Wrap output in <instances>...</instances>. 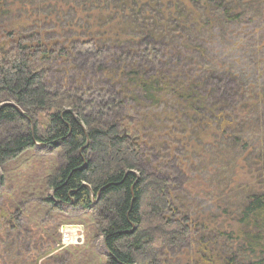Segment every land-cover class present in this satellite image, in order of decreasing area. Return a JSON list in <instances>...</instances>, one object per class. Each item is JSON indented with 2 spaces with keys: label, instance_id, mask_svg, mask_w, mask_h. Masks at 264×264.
Returning <instances> with one entry per match:
<instances>
[{
  "label": "trees",
  "instance_id": "16d2710c",
  "mask_svg": "<svg viewBox=\"0 0 264 264\" xmlns=\"http://www.w3.org/2000/svg\"><path fill=\"white\" fill-rule=\"evenodd\" d=\"M2 1L5 0H0V6ZM23 1L37 5L36 1ZM96 1L101 0L63 1V7L88 15L91 24V35L82 40L78 35L72 40L102 47L109 36L110 43L121 44L127 28L132 27L140 31L143 41H150L148 31L131 21L121 22L115 30L110 26L101 31L98 25L108 17L93 13L104 10L98 3L95 7ZM24 2L17 3V7ZM43 2L40 0V5ZM166 4L162 0H120L117 8L124 10V16L132 12L134 16L142 10L147 14L152 9L160 11ZM168 6L169 22L177 21V27L192 26L197 32L211 31L224 44H230L231 36L241 34L228 30L231 25H243L247 17L264 12V0H177ZM12 11L0 8V19H4L0 43L6 40L2 44H10V48L5 46L0 63V102L8 97L15 99L35 120L27 121V133L20 130L15 132L16 136L0 139V167L35 144L60 149L63 161L47 177L48 192L52 194L45 201L52 204L51 211L60 209L58 201L81 206L92 214L98 209L97 230L108 251V264H264L263 154L254 158L255 152H248L249 165L253 162L249 169L253 182L229 184L227 191H221L218 212L214 215L213 211H204L198 214L202 219L181 206L179 193L171 190L173 179L162 170L152 172L148 167L155 166L144 158L150 151L159 152V148L177 151L178 146L187 144L203 150L207 141L214 146V140L227 133L229 136L224 139L238 144L247 137L245 132L241 137L234 135L241 133L243 122L253 118V122L263 123L264 92L255 100L257 107L249 108V115H239V122H234V110L224 101L240 103L239 97L245 94L247 85L241 72L224 56L211 58L204 49L203 57L174 60L181 58L182 44L173 47V42H168V49L173 51L171 57L157 59L153 68L149 64L139 66L134 60L111 69H104L99 63L98 69L105 72L108 87L104 89L107 101L97 110L92 101L77 94L82 92L50 89L45 67L38 69L31 59L47 60L56 53L63 54V49L56 52L41 42H32L33 29H29L36 23L34 19L22 20L29 25L15 30L11 26L20 20H13ZM149 17L154 19L153 14ZM157 41L155 45L160 44ZM150 46L159 53V49L148 45L137 50L142 53L139 55L128 50L129 59L151 58ZM129 100L143 110L135 117V109L129 108L128 118L132 120H119L121 106L125 109ZM167 102H172L170 108ZM63 103L69 108H63ZM103 108L112 110L109 119ZM23 116L13 105L0 104V125L16 123ZM227 148L229 153L231 142Z\"/></svg>",
  "mask_w": 264,
  "mask_h": 264
},
{
  "label": "rangeland",
  "instance_id": "374dc122",
  "mask_svg": "<svg viewBox=\"0 0 264 264\" xmlns=\"http://www.w3.org/2000/svg\"><path fill=\"white\" fill-rule=\"evenodd\" d=\"M32 1L33 4L36 1L37 5L31 6L23 0H15L14 4H9L5 0L2 1L0 8L2 11L13 9L11 12L13 20H20L11 26L15 30L29 25L22 21L24 19L27 22L32 19L36 21L29 29H33L31 39L34 44L41 42L44 46L52 47L56 52L63 49V54L58 56L56 53L47 60L31 59L35 60L34 63L38 69L45 67V71L49 74L47 77L49 85L52 86L50 89L54 92L59 90L61 93L68 90L72 93L76 90L82 92L77 94L82 95L87 101H92L97 110L100 105H104L105 100L107 101L104 89L108 87L104 82L107 78L105 72L98 69L99 63L104 66V69H111L121 66L125 61L134 60L139 66L149 64L153 68L157 59L171 57L173 51L168 49V42H173L170 44L173 47L182 44L180 45L181 58H172L174 60L187 61L203 57L204 54L201 52L204 49L211 58L224 56L236 71L241 72L245 77L247 91L245 90V94L239 97L240 103L224 101L225 105L234 110L231 113L234 122H239V115H249L251 113L249 108L257 107L255 100L264 92V12L247 17L243 25L241 23L231 25L228 30L241 34L231 36L230 44H224L219 38L215 39L211 31L197 32L192 26L177 27V21L169 22L168 4L177 0H162V3L167 4L160 11L152 9V12L148 11L147 14L142 10L137 11L138 14L134 16L133 12L130 16L127 14L124 16V10L117 8L120 0L96 1L95 7L98 3V7L104 10L101 12L94 10L93 13H100L98 17L104 13L108 17L98 25L101 31H105L110 26L115 30L121 22L131 21L136 26L141 25L142 29L145 32L147 30V34L152 37L147 38L150 39L149 42L143 41L140 38V31L131 27L124 33L126 36L121 40V44L117 41L114 44L110 43L111 38L108 36L106 37L108 43L98 47L94 43L81 44L77 40H72L79 37L78 35H81V40L91 35L88 15L72 10L68 8L69 6L63 7L64 0H44L45 2L41 5L40 0ZM19 2L24 3L17 7ZM193 7L195 9L196 6L193 5ZM127 11H131V8ZM151 14L154 15V19L149 17ZM3 22L4 19L1 18L0 35L3 34V27H1ZM97 30L100 31L98 28ZM128 34L130 37H127ZM158 39L160 44L155 45ZM2 42L5 43L6 40ZM2 42L0 43V63L6 52L5 46L10 48L9 43L4 46ZM148 45L159 49V53L154 52L150 46L148 53L152 54L151 58L145 59L143 56L129 59L128 50L137 52L136 54L139 55L142 53L137 50ZM100 49L101 52L98 53ZM82 86L86 87L85 90ZM0 104H14L19 107L15 99L10 97L1 101ZM151 105L149 104V107ZM167 105L170 108L172 102H167ZM56 106L55 103L53 108L56 109ZM63 108L69 107L63 103ZM126 108L121 106L119 120L124 118L132 120V117L128 118L129 108L135 109L136 116L130 111L135 117L143 110L131 100L126 103ZM20 109L24 119H19L13 124L0 125V139L16 136V131L21 130L22 133L29 131L28 122L30 119L33 123L34 116L23 107ZM102 110L109 119L112 110L107 108ZM243 132L247 137L238 144L233 140L224 139L228 138L227 133L217 137L214 140V146L211 144L212 141H207L202 147L203 150L201 147L192 149L187 144V147L178 146L177 151L159 148V152L150 151L144 158L149 159L150 164L155 166L154 169L149 165L148 168L152 172L162 170L173 179L171 190L179 193L181 206L192 210V213H196V217L202 219V215L198 214L204 211L209 213L213 211L214 215L218 212L221 191H227V187L232 182L241 181L248 184L253 182L249 176V169L252 168L253 162L250 166L248 152H255L254 158L260 153L264 155V121L261 125L253 122V118L248 123L243 122L241 133L237 131L234 135L241 137ZM176 136L181 137V135ZM220 142H226V144L228 142L227 146L231 142L229 153L226 144L219 145ZM244 144L247 147H244ZM52 149L49 145L35 144L18 158L0 167V176L3 178L0 184V264H108V251L103 237L97 230V224L100 222L98 209L92 214L91 210L88 211L81 206L60 204V209L51 211L52 204L45 201L51 193V191L48 192L47 177L51 170L63 161L60 149ZM189 149L192 154L191 151L188 153ZM215 152L222 155L218 156ZM223 196L226 199L228 194ZM224 198L222 197L221 202L225 201ZM176 215L180 216L178 213ZM69 229H75L76 232H71L69 239L66 240L65 232ZM53 249H56V252L62 251L57 254Z\"/></svg>",
  "mask_w": 264,
  "mask_h": 264
},
{
  "label": "bare ground",
  "instance_id": "6f19581e",
  "mask_svg": "<svg viewBox=\"0 0 264 264\" xmlns=\"http://www.w3.org/2000/svg\"><path fill=\"white\" fill-rule=\"evenodd\" d=\"M75 230V229H74ZM74 230H71V229H69L65 234H66V240H68L69 239V234L71 233V232H73V233H75L76 231H74Z\"/></svg>",
  "mask_w": 264,
  "mask_h": 264
},
{
  "label": "crops",
  "instance_id": "0c3cea01",
  "mask_svg": "<svg viewBox=\"0 0 264 264\" xmlns=\"http://www.w3.org/2000/svg\"><path fill=\"white\" fill-rule=\"evenodd\" d=\"M51 194H52V192H51ZM52 197V196H51ZM54 197H52V199H53ZM58 204H62V205H70V204H64V203H62L61 201H58Z\"/></svg>",
  "mask_w": 264,
  "mask_h": 264
},
{
  "label": "water",
  "instance_id": "95a60500",
  "mask_svg": "<svg viewBox=\"0 0 264 264\" xmlns=\"http://www.w3.org/2000/svg\"><path fill=\"white\" fill-rule=\"evenodd\" d=\"M10 105H13L15 108H17L21 112L20 107H18L17 105H14V104H10Z\"/></svg>",
  "mask_w": 264,
  "mask_h": 264
},
{
  "label": "built area",
  "instance_id": "2783aa9c",
  "mask_svg": "<svg viewBox=\"0 0 264 264\" xmlns=\"http://www.w3.org/2000/svg\"><path fill=\"white\" fill-rule=\"evenodd\" d=\"M66 233V232H65ZM65 236H66V234H65Z\"/></svg>",
  "mask_w": 264,
  "mask_h": 264
}]
</instances>
